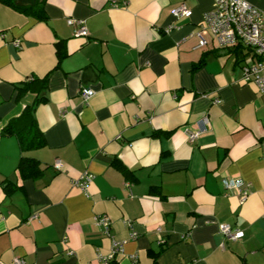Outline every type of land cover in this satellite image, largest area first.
<instances>
[{"label":"crops","instance_id":"0c3cea01","mask_svg":"<svg viewBox=\"0 0 264 264\" xmlns=\"http://www.w3.org/2000/svg\"><path fill=\"white\" fill-rule=\"evenodd\" d=\"M244 1L264 10V0ZM181 4L190 18L172 15ZM214 6L46 0L38 21L0 3V262L264 264V93L242 81L247 48L220 47L208 31L199 47L195 33ZM69 20L86 21L89 36ZM46 76L47 89H21ZM83 89L94 91L87 101ZM39 93L45 146L23 154L2 131ZM203 117L209 131L190 140ZM24 155L39 162V178L21 177ZM225 179L246 183L245 202ZM221 224L243 238L228 240Z\"/></svg>","mask_w":264,"mask_h":264},{"label":"built area","instance_id":"2783aa9c","mask_svg":"<svg viewBox=\"0 0 264 264\" xmlns=\"http://www.w3.org/2000/svg\"><path fill=\"white\" fill-rule=\"evenodd\" d=\"M170 3L175 0H168ZM172 15L176 18H190L192 11L186 5H179L172 10ZM69 25L77 24L79 29L77 35L88 37L89 32L86 21L69 20ZM170 29V28H169ZM206 31L210 32L217 40L220 47L241 45L249 50L250 61L243 66L244 83L255 84L261 93H264V10L259 9L244 0H215L214 9L205 13L200 30L195 33L199 47L208 44L205 36ZM85 101L89 100L94 91L83 89L81 93ZM220 103V100H216ZM210 120L203 117L198 122L196 131H188V137L194 141L207 133L210 129ZM264 158V140L261 144ZM56 168H61V163L57 162ZM92 175H85L76 184L86 190L87 185L92 181ZM224 186L230 193L238 194L241 202H245L250 193L246 183L242 179H225ZM97 224L104 228L106 234L110 236L112 222L109 217L97 218ZM220 232L231 241H238L243 238L244 233L240 230H233L230 225L221 224ZM123 252V244L116 243L114 253ZM104 264H110V258L103 259ZM14 264H26L21 258H15ZM0 264H4L0 262Z\"/></svg>","mask_w":264,"mask_h":264},{"label":"trees","instance_id":"16d2710c","mask_svg":"<svg viewBox=\"0 0 264 264\" xmlns=\"http://www.w3.org/2000/svg\"><path fill=\"white\" fill-rule=\"evenodd\" d=\"M1 4H4L21 14L28 17L37 19L38 21H46L47 16L45 13L46 0H0ZM58 47V59L59 62L66 53L61 49L63 47L60 43ZM48 82V76L44 78H34L31 81H26L24 87L26 89L32 87V85H40L44 90L47 89L46 84ZM48 100L45 95L38 94L35 103L25 108L24 112L18 118L13 119L2 131L4 137H15L19 141L20 149L23 154L33 151L34 149L42 148L45 146V140L43 133L40 131L38 122L36 119V110L42 103H46ZM18 171L24 179H37L43 171L40 168V164L36 159L23 156L18 165ZM10 182H4V189L7 194L14 192L16 189Z\"/></svg>","mask_w":264,"mask_h":264}]
</instances>
